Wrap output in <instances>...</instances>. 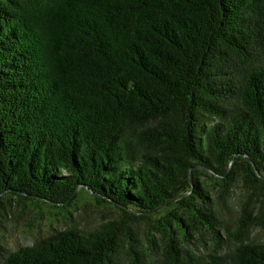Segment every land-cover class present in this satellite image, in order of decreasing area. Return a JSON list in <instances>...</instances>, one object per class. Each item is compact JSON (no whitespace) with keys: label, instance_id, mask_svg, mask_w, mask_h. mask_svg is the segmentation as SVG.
<instances>
[{"label":"trees","instance_id":"obj_1","mask_svg":"<svg viewBox=\"0 0 264 264\" xmlns=\"http://www.w3.org/2000/svg\"><path fill=\"white\" fill-rule=\"evenodd\" d=\"M261 199L264 0H0V215L67 227L0 264H264Z\"/></svg>","mask_w":264,"mask_h":264},{"label":"rangeland","instance_id":"obj_2","mask_svg":"<svg viewBox=\"0 0 264 264\" xmlns=\"http://www.w3.org/2000/svg\"><path fill=\"white\" fill-rule=\"evenodd\" d=\"M235 192V195L239 197L242 190L237 188ZM261 200L264 203V199ZM255 202L252 201L251 205L254 206ZM26 203L33 205L31 201H26ZM79 205L78 210L73 213L72 223L81 228H88L101 221L113 219L117 217V213L119 212L113 208L100 207L90 198L85 197V195L80 199ZM11 206L6 204L4 210H1L0 260L1 255L16 251L21 247L29 246L37 238L47 236L53 230H64L67 228L64 223L65 220L63 221L62 214H59L58 210H50L47 206L43 205L45 212L41 217L38 210L27 208L25 212H22L15 202H12ZM252 210L254 214L257 213V209L253 208ZM53 214H56L54 219L52 217L50 218ZM231 215L234 217L237 216V212L233 207L231 209ZM250 232L251 239L260 241L264 239V234L260 232L259 228H255ZM124 264L131 263L126 261Z\"/></svg>","mask_w":264,"mask_h":264},{"label":"water","instance_id":"obj_3","mask_svg":"<svg viewBox=\"0 0 264 264\" xmlns=\"http://www.w3.org/2000/svg\"><path fill=\"white\" fill-rule=\"evenodd\" d=\"M252 166L254 167L253 164H252ZM254 170H255L256 175H257L259 178H261V175L258 173V171H257L256 169H254Z\"/></svg>","mask_w":264,"mask_h":264}]
</instances>
